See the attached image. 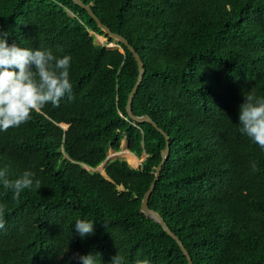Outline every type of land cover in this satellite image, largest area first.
<instances>
[{"label":"trees","instance_id":"16d2710c","mask_svg":"<svg viewBox=\"0 0 264 264\" xmlns=\"http://www.w3.org/2000/svg\"><path fill=\"white\" fill-rule=\"evenodd\" d=\"M141 56L133 102L170 137V156L150 199L194 264H264V150L240 132L245 95L264 99V0H81ZM0 31L21 48L71 56L72 91L20 127L0 131V169L40 188L0 184V264H189L178 243L140 210L166 139L133 121L127 102L139 75L129 48L105 35L72 0H0ZM94 33V34H92ZM65 125L68 128H65ZM121 157L102 171L122 141ZM122 188V189H121ZM77 220L94 224L83 239ZM107 225V226H105Z\"/></svg>","mask_w":264,"mask_h":264},{"label":"clouds","instance_id":"9594fccd","mask_svg":"<svg viewBox=\"0 0 264 264\" xmlns=\"http://www.w3.org/2000/svg\"><path fill=\"white\" fill-rule=\"evenodd\" d=\"M9 34L0 31V131L20 127L32 119L33 113H40L51 103L59 106L66 94L72 91L69 79L71 56L57 58L51 51L21 48L8 43ZM245 102L239 111L240 132L264 150V99H256L252 94L245 95ZM8 169H0V184L14 192L19 199L23 190L41 182L35 173L25 171L12 181L8 179ZM4 208L0 206V229L4 228ZM107 226V225H105ZM75 230L83 239L94 234V224L77 220ZM79 264H96L92 254L73 257ZM112 264H122V257H113ZM136 264H149L147 259L137 260Z\"/></svg>","mask_w":264,"mask_h":264},{"label":"water","instance_id":"95a60500","mask_svg":"<svg viewBox=\"0 0 264 264\" xmlns=\"http://www.w3.org/2000/svg\"><path fill=\"white\" fill-rule=\"evenodd\" d=\"M75 4L81 6L83 9H85L88 14L91 16L92 19H94L97 24L99 25V27L101 28V30L104 32L105 36L107 35L109 38H112L116 43H121L125 46H127L130 50V52L134 55L136 61H137V64H138V69H139V75H138V79H137V82L132 90V92L130 93L129 97H128V102H127V106H126V110L130 116V118L137 122V123H150L152 124L161 134H163L165 136V139H166V147L163 149L162 151V161L161 163L159 164V166L157 167L156 169V173H155V178L150 186V188L147 190V192L144 194V197L142 199V202H141V207H140V210L141 212L149 219L153 220L154 222H156L157 224H159L163 229L164 231L169 235L171 236L179 245L180 249L182 250V252L184 253V255L186 256L189 264H194L191 256H190V253L188 252V250L186 249V247L184 246L183 242L181 241V239L170 229V227L168 226V224L166 223L164 217H162V215L151 209L150 208V199H151V196L153 194V192L155 191L156 189V186H157V183L159 182L160 180V177H161V173H162V170H163V167L165 166V164L167 163L168 159H169V156H170V151H171V148H170V137L165 133V131H163L162 129L159 128V126L154 122V120L150 117V116H136L134 113H133V102L135 100V97L137 95V92L139 90V87L140 85L142 84L143 82V79H144V75H145V65H144V62L141 58V56L137 53V51L130 45L129 41L124 38L122 35L120 34H117V33H113L106 25H104L100 19L96 16V14L94 13V11L91 9L90 5H86L83 1L81 0H72ZM116 43H110L112 46H118ZM120 47V46H119ZM117 48V47H116ZM119 49V48H117ZM123 54H124V51L123 49L120 47L119 49ZM65 128H68V126L65 125ZM119 154V152H118ZM135 155V154H134ZM114 157V155L112 157H110V154L106 160V162L100 167L101 168V171L102 173L107 177L106 173L104 172V167L105 165ZM137 157V156H136ZM146 158V157H145ZM144 158V160H145ZM141 161V164L144 162ZM140 167V165L138 166ZM137 167V168H138ZM133 168H136V167H133ZM88 170H91V171H98V169H92V168H89L87 167Z\"/></svg>","mask_w":264,"mask_h":264},{"label":"rangeland","instance_id":"374dc122","mask_svg":"<svg viewBox=\"0 0 264 264\" xmlns=\"http://www.w3.org/2000/svg\"><path fill=\"white\" fill-rule=\"evenodd\" d=\"M92 34H94V33H92ZM96 42H97V44H100V45H106L108 48H116V47L118 48L119 47V46L114 47L110 43H108V39L106 38L105 35H96ZM121 147H122V151L119 152V154H118V152L110 150L109 151L110 157H112L114 155L113 158H116V157L124 158L129 163V166H131V167L137 168L139 165H141V161H143L144 158L140 159V158L136 157V155H134L132 152H130L128 149V143L126 140L122 141ZM125 148L130 152V155H127L124 153V152H126ZM98 171H101V168H98Z\"/></svg>","mask_w":264,"mask_h":264},{"label":"bare ground","instance_id":"6f19581e","mask_svg":"<svg viewBox=\"0 0 264 264\" xmlns=\"http://www.w3.org/2000/svg\"><path fill=\"white\" fill-rule=\"evenodd\" d=\"M126 152H124L127 155H130V152L125 148ZM113 154V153H112ZM132 162V161H131Z\"/></svg>","mask_w":264,"mask_h":264}]
</instances>
